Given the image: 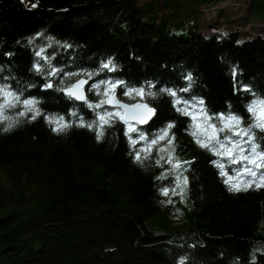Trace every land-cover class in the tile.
I'll return each instance as SVG.
<instances>
[{
    "label": "trees",
    "instance_id": "trees-1",
    "mask_svg": "<svg viewBox=\"0 0 264 264\" xmlns=\"http://www.w3.org/2000/svg\"><path fill=\"white\" fill-rule=\"evenodd\" d=\"M219 1L198 0L186 7L206 10ZM258 1L251 0L250 14H255ZM166 8L163 0H40L39 4L36 0H0V37H7L0 50V64L14 63L18 67L13 71L19 77L43 84L40 77L28 72L30 51L19 46L13 49L12 45L18 37L51 23L49 31L60 39L69 37L87 45L82 58L78 57L79 66L94 68L101 57L116 55L123 70L105 73L96 80L112 76L137 87L151 80L156 82L154 90L173 88L189 103H193V96L203 97L210 115L239 114L249 123L245 106L254 99L252 93L264 99V36L246 42L238 33L225 37L212 33L211 38L197 36L186 41L161 29ZM151 10L153 25L142 21L144 13ZM258 15L264 16V8ZM122 23L130 28L128 35L119 39L111 28ZM12 50L16 56L6 60L3 52ZM130 53L142 60L130 59ZM237 61L239 69L233 76L232 66ZM62 62H67V57L58 56L55 63ZM188 71L196 84L190 92H180L186 87L183 77ZM144 87L147 89L146 84ZM246 87L250 90L245 91ZM122 92V88L117 89L118 98ZM26 95L44 97L47 103L41 107L49 112L66 114L69 107L78 106L86 118H93L82 103L74 105L63 94L41 92L37 87ZM89 99L95 98L89 94ZM153 106L158 109L155 119L147 127L138 126L140 130L151 137L165 121L176 120L178 126L173 131L180 144L178 154L185 159L197 157L185 174L190 181L191 212L201 220L202 232L194 238L173 240L145 230L144 221L175 198L171 192L168 196L159 193L163 187H174V178L158 181L154 177L163 169L150 168L144 173L133 166L132 156L126 154L142 145L129 148L122 123L115 129L118 141L96 145L84 130H73L67 138L53 136L41 117L32 126L0 136V173L4 170L2 175L11 184V189L3 184L5 189L0 192V264H175L184 253L193 258L190 264L199 260L229 264L236 256L247 264L250 248L264 243V188L256 191L253 185L247 192L229 193L224 181L228 176L236 177L246 162L229 164L227 158L197 149L183 131L189 117L175 112L170 97ZM257 136L264 138V132L257 131ZM261 145L264 151V139ZM215 159L224 163L226 176H220L219 169L210 165ZM153 163L151 158L145 161L146 166ZM261 174L264 168L258 171V176ZM20 208L25 210L18 211ZM200 243L206 246L201 248ZM258 262L264 264V256H259Z\"/></svg>",
    "mask_w": 264,
    "mask_h": 264
},
{
    "label": "clouds",
    "instance_id": "clouds-1",
    "mask_svg": "<svg viewBox=\"0 0 264 264\" xmlns=\"http://www.w3.org/2000/svg\"><path fill=\"white\" fill-rule=\"evenodd\" d=\"M39 2L40 0H36V4ZM21 3H25V0H21ZM73 19L75 22L76 18ZM51 27V23L39 26L35 31L18 37L12 45L13 49L19 46L30 51L32 62L28 72L33 77H40L44 81L43 84L19 77L13 71L14 67H18L14 63L12 65L0 64V136L12 135L26 126H32L43 117L45 126L55 137L67 138L73 130H84L93 137L96 145L112 144L113 140L118 141L119 139V133L115 130L116 125L122 123L125 126L123 135L129 148L134 149L136 145H142L135 152L126 154L132 156L133 166L139 167L144 173H148L150 168L163 169L155 175V180L163 181L172 176L175 186L159 189L160 195L168 196L171 192L173 196L179 195L183 203L190 183L189 176L185 173L191 170L197 157L185 159L178 154L180 144L177 134L173 131L177 128L178 122L176 120L165 121L163 126L153 131L151 137L138 127L141 124H147L157 115L158 109L153 105L158 104L163 97L167 96L171 98L172 108L179 116L189 117L190 123L183 131L185 135L191 137L197 149L206 150L215 157L227 158L229 164L246 162V166L237 173L236 177L228 176L224 181L226 185H229L227 188L229 193L247 192L253 185L256 191L264 188V174L258 176V171L264 168V151L260 150L261 139L264 138L257 136V131L264 132V99L252 93L254 99L245 106L250 115V122L246 124L244 117L239 114L210 115V110L203 97L193 96V103H189L188 100L180 98L173 88L162 86L156 91L154 90L156 82L151 80L142 81L139 87L128 86L126 80L112 76L96 80V77L105 73H117L123 70V65L117 61L116 55L101 57L94 68L79 66L78 57L82 58V50H86L87 45L69 37L60 39L49 31ZM120 27L125 31L128 30L127 23H122ZM227 35V32H222V36ZM6 44L7 37H0V50H3ZM3 56L6 60H12L16 52L14 50L4 51ZM58 56L67 57V62L56 64ZM94 56L95 54L89 57V61ZM129 56L130 59L142 60V57H134L132 53ZM238 69L239 62L237 61L232 66L233 76L237 75ZM183 79L186 87L179 91L188 93L196 84V80L191 71H188ZM90 81L94 82L86 92L85 85H88ZM145 84L147 89L144 87ZM37 87L41 92L51 90L57 95L63 94L65 100L74 105L82 103L87 110L93 113V118H86L78 106L69 107L66 114L59 111H47L41 107L42 104L47 103L44 97L26 95V92ZM120 88L123 89L122 98L117 96V89ZM249 90L245 88V91ZM89 94L95 99H89ZM126 100L136 102L128 103ZM222 135L223 139H221ZM154 151L155 157H153ZM150 158L154 159V163L146 166L145 161H149ZM209 163L219 169L220 176L227 175L221 159H215ZM165 165L169 167L165 168ZM241 176H247L250 179H238ZM234 180L236 182H233ZM158 203L165 205L164 201ZM167 203H171V200ZM180 215L183 213L181 212ZM174 218L178 219V217ZM205 246L204 243H200L201 248ZM189 247L195 246L189 245ZM259 256H264V243L250 248L247 264H259ZM219 258L223 259V253H220ZM192 259L189 253H184L176 258L175 264H190ZM195 264H205V262L199 260ZM229 264H242L241 257H234Z\"/></svg>",
    "mask_w": 264,
    "mask_h": 264
},
{
    "label": "rangeland",
    "instance_id": "rangeland-1",
    "mask_svg": "<svg viewBox=\"0 0 264 264\" xmlns=\"http://www.w3.org/2000/svg\"><path fill=\"white\" fill-rule=\"evenodd\" d=\"M196 1L198 0H163L167 8L162 11L164 19L161 29H167L168 35L186 41L197 36L205 38H211L213 34L222 36V32H227L228 35L232 32L238 33L240 40L246 39V42L258 36H264V16L258 15V11L264 8L263 0L258 1L254 15L249 13L251 0H220L215 6L206 10L200 7H186L189 3ZM143 3V1L140 2V4ZM153 14V10L146 11L142 21L153 25ZM120 25L112 27L111 32L119 39H124L130 27L128 26V30L125 31ZM3 173L4 170L0 173V192L5 189L4 185L7 189H11V184L2 175ZM22 181L25 183L27 179L24 177ZM1 196L0 194V199ZM174 197L171 203L164 206L160 212L144 221L145 230L155 236H168L173 240L194 238L202 232V227L201 220L191 212L193 206L189 193L187 192L183 203L179 195ZM24 210L25 208L18 209V211ZM181 212L183 215H180Z\"/></svg>",
    "mask_w": 264,
    "mask_h": 264
},
{
    "label": "water",
    "instance_id": "water-1",
    "mask_svg": "<svg viewBox=\"0 0 264 264\" xmlns=\"http://www.w3.org/2000/svg\"><path fill=\"white\" fill-rule=\"evenodd\" d=\"M89 84H90V82H89ZM89 84L88 85H85V91L86 92H87V88H88ZM106 107H108V106H106ZM155 117H153V119L150 120L147 124H141V125H139V127H142V128L147 127L148 125H150L152 123V121L155 119Z\"/></svg>",
    "mask_w": 264,
    "mask_h": 264
}]
</instances>
